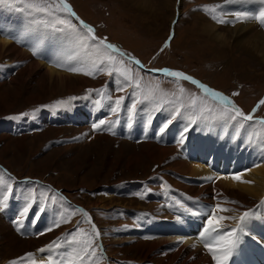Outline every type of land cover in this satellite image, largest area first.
Wrapping results in <instances>:
<instances>
[{
    "label": "rangeland",
    "instance_id": "rangeland-1",
    "mask_svg": "<svg viewBox=\"0 0 264 264\" xmlns=\"http://www.w3.org/2000/svg\"><path fill=\"white\" fill-rule=\"evenodd\" d=\"M69 1L80 14L96 23L100 27L102 34L110 38L112 42L118 41L121 43L125 49L132 52L126 51V53L130 55L134 53L136 55L134 56L137 59L140 58L148 67L159 65L160 68L162 65H168L184 68L217 88L232 94L239 93L236 96L248 109L247 112L251 110L256 100L264 95V59L261 58L262 56L249 55L237 45L222 46L214 40L212 32H209L206 28L204 29L205 23L208 21H218V19L213 18V14L206 11V9L214 5L220 6L215 16L217 18L222 16L226 20L223 15V13H227L225 11L227 10L225 8V0H168L169 2L166 0ZM121 3L129 9L124 10ZM13 5L16 7L24 6L20 3ZM3 10L19 12L18 20L22 19L23 23H19V25L25 27L23 35L29 40H32L35 32L40 29L51 31L55 34L64 33L44 27L37 18L38 16L34 13L29 15L25 8L8 7L3 8L0 12ZM233 11L237 12L234 9ZM68 18L72 23L77 24L75 18ZM215 21L212 22L217 23ZM217 24L223 28L221 30L222 33H228L227 29L232 26L230 23ZM77 26L79 27L78 24ZM166 42L169 43L167 48L164 47ZM13 45L20 50H24L15 44ZM6 51L0 57V61L22 59L20 57L15 58L16 53L14 55L8 50ZM61 55H63V52H61ZM119 55L117 54L118 58ZM26 58L22 59L25 64L19 69L17 74L10 80L0 82V118L8 114L20 113L27 109L34 111L43 107H55L57 101L61 99H63L65 104L71 97L82 93L85 87L91 85L101 86L107 80L105 78L108 74L104 72L106 75L101 76L103 78L101 81L87 76L86 78L93 84L86 85L79 90H63L61 87L62 83L58 79L54 82L50 80L45 68H42L41 73L36 75L35 71L31 70V62L36 60L30 54ZM124 59L128 67L132 69L134 77L141 80V82H145L142 85L140 84L141 89L139 91L147 92L148 89L155 88L158 85L160 90L168 94L164 99L186 105L190 104L193 97H199L203 100L202 96L196 95L192 86L188 83L184 81L173 83L168 78L163 79L161 75L154 77V75L142 70V68L140 69L138 65L129 64L128 56ZM56 61L57 59H53V62ZM54 67L60 69L57 66ZM68 74L72 77H81V73ZM121 79L122 77L119 76V80ZM69 81L67 86L72 88L82 87L84 84L83 81L76 78L71 82ZM180 86L186 89L183 95L179 93ZM124 87H126L125 83H119L114 92L117 94ZM257 112L264 116V105L260 110L258 108ZM78 128L73 126L47 127V129L39 130L37 133L28 131L22 135L24 137H15L0 132V161L16 171L18 176L31 175L47 178L45 179L47 182L51 181L56 184L53 185L54 188H64L72 199L92 211L96 220H94L95 228L99 229L102 235V238L97 237L95 240V245L99 246L97 249V257L100 258L99 264H110L108 261L111 264H117L120 259L133 264L149 263L150 260L146 256L148 248L144 245L154 242L157 238H152L153 240L138 238L134 242L136 245L131 247V243L126 241L129 236L126 237L120 234V228L125 226V224H129L128 222H133L134 211L131 212L128 208L142 209L145 212L154 210V213H158L160 211L158 210L159 205L154 202V204L146 202L143 196L127 198V196L117 197L113 193H103V186H111L120 181L146 179L154 176L152 174L156 172L164 175L168 168L175 170L173 167L181 157L178 158L176 150L172 147V152L176 155L168 156L165 160L160 161L159 145L155 143L144 142L136 145L107 134L96 135L91 137V139L86 131L92 130V128ZM260 128L261 132L264 131L261 126ZM257 133L258 129L256 127H248V134L253 137L256 136L255 141L258 142L257 150L251 153L245 151L233 152L240 154L239 159L245 161L246 164L250 163L251 160V157L246 154L256 155L258 157L256 161L264 164V154H262L264 153V143L262 139L259 140V136L257 139ZM65 136H80L82 141L72 145H53L51 143L53 139ZM166 177L170 181H174L171 177ZM211 184L213 183L211 182ZM188 187L185 188L187 189ZM198 187L202 188V186ZM211 189L215 192L213 188ZM192 191L190 189L189 194L196 195ZM50 194L56 198L59 197L53 189ZM110 195L115 197L109 199ZM220 197H223V195H220ZM59 198L61 199V197ZM61 201L62 203L65 202L64 199H61ZM218 204L223 208L228 207L232 211L220 212L217 210V216L235 217L234 209L229 207L233 204L231 201L220 199ZM260 204V200H252L249 207L237 210V212L240 215L245 211L258 213L253 210L259 208ZM259 217L262 218L264 215ZM3 219L0 216V264H5L6 262L9 264L13 260L21 259L28 252L34 251L36 248L52 241L56 236L63 235L66 240H70L71 237L68 234H75L78 228H82L86 232L92 231L91 225H87V223L78 225L77 222L83 219L81 214H76L71 216L70 222L65 223L67 226L69 225L68 227L62 223L61 226L53 230L54 232L33 238V242H31L32 236H29V239L21 238L15 234L10 225ZM253 219L248 224L252 223ZM232 220L234 221L235 219ZM237 221L238 219H236L235 223L239 222ZM222 224L230 226L234 223L230 220H224ZM70 227L71 229L68 230L67 228ZM123 229L125 230L126 228L124 227ZM169 229L170 226H167V230ZM125 234L129 235V232L127 231ZM138 241H142L144 244L140 246L137 244ZM33 253L35 255V253L39 252L35 251ZM207 253H209L208 250ZM63 258V255L60 254L55 259V262L61 264ZM152 258V261H156L157 263H155L159 264V257ZM7 259L12 260L7 261ZM96 259L92 258L90 264H95ZM122 261H119L118 264H121L120 262ZM19 262L22 263V261ZM66 263L64 261V264Z\"/></svg>",
    "mask_w": 264,
    "mask_h": 264
},
{
    "label": "snow or ice",
    "instance_id": "snow-or-ice-1",
    "mask_svg": "<svg viewBox=\"0 0 264 264\" xmlns=\"http://www.w3.org/2000/svg\"><path fill=\"white\" fill-rule=\"evenodd\" d=\"M4 2H6V0H0V3ZM7 2L23 4L25 10L29 12V15L33 13L39 14L44 27L58 32H68L70 34L74 47L67 55L66 59L69 62L74 63H70V66L67 68L68 71L81 73L86 76H95L99 72H107L109 76L116 74L124 77L125 80L134 83V87L137 90L141 89L139 80L134 77L132 69L125 63L124 57L127 54H122L121 50L115 45L108 43L106 38L97 37L94 28L86 24L84 21L79 20V27L77 24L72 23L68 17H76V13L73 11L67 0H7ZM231 2H233V0H225V3ZM254 2L260 5L257 12H233L230 14L233 17L231 20H225L222 16L220 18L215 16L217 9L220 7L219 5H214L211 8L206 9V11L213 14V18L218 19L219 23L235 24L237 22L258 21L261 26H264V0H254ZM223 15L229 14L223 13ZM76 18L79 19L78 17ZM58 25L60 27H57ZM164 47H169V43L166 42ZM37 51V48L33 49L34 54H37ZM161 51H163V49H161ZM117 54H120L119 58L117 57ZM128 62L129 64L134 63L136 65H140L141 63L139 60L135 59V57H129ZM158 71H162L165 76L172 77L177 80V82L182 80L196 85L203 91L205 97L203 100L199 97H193L190 104L187 106L183 103L175 104L168 119L163 123L159 130L161 134L169 128L175 119L184 115L181 109H185L189 113L186 117L188 124L182 129L178 138V143L183 144L186 139L185 133L189 131L190 127L196 125L198 122H204L207 119L205 113L213 111L211 107L207 106L208 98H210L220 109L218 115L219 119L235 124L237 136H239V130L244 128L246 122L258 123L262 129H264V119L254 121V113L260 105H264V99L259 101L257 109H253V113L246 114L229 97L211 89L184 72L172 71L169 69ZM120 90L123 91L124 89L121 88ZM185 91L186 89L182 86L179 87L180 95H183ZM167 95V93H164L159 89L158 85L155 88L148 89L147 92L138 91L137 96H142L143 99L137 98L132 102L130 107L127 108L128 113H130V119L134 118L138 112L137 104L155 102L153 112L162 110L161 100L166 98ZM233 95H239V93H233ZM124 100L125 97L117 98L114 101V106L110 108V111L114 114L122 111ZM165 102L169 104L174 103L171 100H166ZM96 103L99 104L100 101L97 100ZM152 119V113H148L146 122L150 124ZM109 123L108 120L102 119L94 123L92 129L93 131L109 130L105 128ZM129 127H131V124H129ZM261 138L262 142H264V131L261 133ZM242 176L243 174H232L230 178L242 183H252L251 181L243 180ZM10 179V177L9 179H5L3 175H0V213L5 212L9 208L10 200L15 198L13 184L9 182ZM206 179L209 181L214 180L213 177H207ZM21 198L24 201L23 207L17 213L16 219L13 220V223L17 226L18 230L25 227V219L28 217L34 206L38 207V214L33 218V223L35 220L39 219V213L48 210L47 203L49 201L51 203L56 202L55 196H52L51 198L47 196V190L37 197L35 190L31 189L26 194H23ZM61 199L63 198L61 197ZM216 210H219L220 212L232 211V209L223 208L217 204L216 208L212 211L192 214L204 215L206 217V226L200 233V239L204 241V247L212 253L216 264H227V261L231 259L240 247L243 237L249 234L246 232L247 224L254 218L255 214L251 211H245L238 218L223 215L217 216ZM66 211L67 210H65V212ZM185 211L192 212L190 208H186ZM65 212L58 213L59 218L53 220L52 224L47 228V231H52L53 227H59L61 223L70 222L71 216L76 214H81L84 218L82 221L77 222L78 225L81 223L91 224V217L84 209L76 208L67 215ZM229 219H238L239 222L236 228H230L225 231L222 221ZM91 227V232H86L84 229L78 228L75 234H68L71 239L66 240L64 243H67L71 247V251L64 253V258L63 261H61V264H64V261H66L67 264H90L92 258H97L95 264H99L100 258L97 257V249L99 246L95 245V240L100 236V232L95 228L94 224H91ZM180 242L182 243L183 241L181 240ZM61 247H63V243L53 242V244H50L47 249H40L39 251L42 253L45 251L51 253L54 249ZM193 247H195V245H193ZM33 256L34 254H28L29 258ZM48 260L49 264H53V258L51 255H49ZM12 264H20V262L13 261ZM31 264H37L36 260L32 259Z\"/></svg>",
    "mask_w": 264,
    "mask_h": 264
},
{
    "label": "bare ground",
    "instance_id": "bare-ground-1",
    "mask_svg": "<svg viewBox=\"0 0 264 264\" xmlns=\"http://www.w3.org/2000/svg\"><path fill=\"white\" fill-rule=\"evenodd\" d=\"M121 5L124 7V10L129 9L124 4L121 3ZM232 5H234L232 7L235 8L239 5V3H234ZM259 7L260 5H258L254 1H247L242 5L241 8L243 11L255 13L258 11ZM18 18V11L8 12V10H3L0 12V57L5 53L6 50H8L9 52H11V54L15 55L16 53L15 58L20 57L22 59H27L26 57H29V54L24 50L18 49L12 44V42H14L15 40L22 39L26 46H28L32 50L34 48H37L40 52V55H42L43 57V61L41 62H31V70L35 71L36 75L41 73L42 68H45L46 73L50 77V80L54 82L58 79V81L62 83L61 87L63 90H79L92 83L88 78H86V75L80 74L81 77H72L68 73H65L68 71L67 68L70 66V63H74L69 62L66 59L67 55L74 47L73 40L71 39V36L68 32L55 34L51 31L40 29L35 32L33 39L29 40L25 35H23L25 27L19 25V23H23L22 19L18 20ZM72 18L76 19V17ZM205 28L209 32L213 33L214 40L222 46L237 45L243 52L252 56H262L261 58L264 59V26H261L258 21L237 22L235 24H232V26L227 29L228 33H222L221 30L223 28L212 21H208L207 23H205L204 29ZM61 52H63V55H61ZM53 59H57L56 62L58 64L44 63V61L51 62L53 61ZM10 60L12 61V59ZM54 66L65 70L57 69ZM74 78L83 81V86L75 88L67 86L68 81H73ZM249 126L250 125L247 124L240 130H243L244 137L246 139L255 140L256 136L253 137L251 134H248ZM206 127H208L210 131L216 129V126H212L210 122L206 124ZM219 128L221 129V133H229L231 141L233 140L237 132L234 123L223 121L219 125ZM260 139L261 138L259 137V140ZM158 148L160 149V161L172 154V147L159 146ZM235 151L239 152V146L236 148L231 147L229 152L203 150L201 156L202 162H188L184 158H181L177 161L173 168L176 171L187 174L189 176H204L218 179L216 184H209L206 186L207 189L213 188L215 192H201V188L199 187H188L187 190L192 189L193 193H196L197 195H204L207 198L213 197L212 194H217V196L223 195L222 198H224V200H227L228 198L235 199L236 203L230 205L231 208L234 209V214L238 213L237 210L249 207L252 200H260L261 204H263V216L264 164H260L258 161H256V158L258 157L253 154H246L251 157L250 163L246 164L245 161L239 159L240 154L233 153ZM225 172L227 173L225 174ZM232 174H243V180L251 181L252 183H242L233 180L230 178ZM179 186L181 185L179 184ZM113 197L115 196L110 195L109 199ZM221 201L223 202V200ZM158 223L159 225L145 223L140 228L125 227L126 229H123V232L127 233L128 231L130 235L129 237L126 236L128 237L126 238V241L128 243H131V247H134L136 245L134 244V242L138 240L137 237H140V235H156L159 239L154 240V242L147 243L144 246L148 248V253L146 254L147 258L152 261V257L157 256L160 260L159 264H216V261L213 259L212 254L209 255V251V253H207V249L204 247V241L200 239V233L206 226L205 217H203L202 220L198 221L195 227H190V225H186L175 220H159ZM167 226H170L169 230H167ZM228 227L229 225H224V230H226ZM250 229L258 230L260 231V233L257 234L256 232H253V235L251 237L245 238V242L248 244H256L264 254V240L261 239L264 238V217L253 219L252 223L247 225V230ZM30 240L31 242H33V238ZM181 240L183 241L182 243L180 242ZM137 244L142 246L144 242L138 241ZM193 245H195V247H193ZM167 248L171 250H167ZM35 256L39 260H41L42 256H40L39 253H35ZM238 258L242 264H252L247 258L240 254ZM9 264H12V262H9ZM227 264H229V261H227ZM261 264H264V261Z\"/></svg>",
    "mask_w": 264,
    "mask_h": 264
},
{
    "label": "crops",
    "instance_id": "crops-1",
    "mask_svg": "<svg viewBox=\"0 0 264 264\" xmlns=\"http://www.w3.org/2000/svg\"><path fill=\"white\" fill-rule=\"evenodd\" d=\"M19 71V70H18ZM17 71V72H18ZM17 72L15 73V74H17ZM14 74V75H15ZM14 75H12L11 76V78L14 76ZM10 78V79H11ZM10 79H8V80H10ZM6 80H4V82H5ZM3 82V81H2ZM251 123V122H250ZM81 128H83V127H81ZM80 128V129H81ZM10 135V134H9ZM11 136H15V135H11ZM22 136V135H21ZM15 137H20V136H15ZM90 137H92V136H90ZM95 137V136H94ZM92 139V138H91ZM69 144H73V143H69ZM69 144H66V145H69ZM157 145V144H156ZM163 147H169V146H163ZM173 149V148H172ZM174 149L176 150V148L174 147ZM176 153H177V151H175ZM174 153L172 152V154L170 155L171 157L172 156H175L176 154H174ZM167 158V157H166ZM165 158V159H166ZM177 158V157H176ZM165 159H163V160H165ZM179 160V159H178ZM0 164L1 165H3L4 167H5V169H6V171L9 173V174H11L14 178H20V177H22V176H18V174H17V172L16 171H14L11 167H9V166H7L6 164H4L3 162H1L0 161ZM176 171V170H175ZM24 177H32V178H37V179H47V178H42V177H40V176H31V175H25ZM48 182H50V186L51 187H53V185H56V184H54L53 182H51V181H48ZM62 189H64V188H62ZM45 192V190H42L40 193H44ZM63 193V192H62ZM49 205L51 206V203H49ZM52 231H49L48 232V234H50ZM44 235V234H43ZM43 235H41V236H43ZM40 237V236H39Z\"/></svg>",
    "mask_w": 264,
    "mask_h": 264
}]
</instances>
